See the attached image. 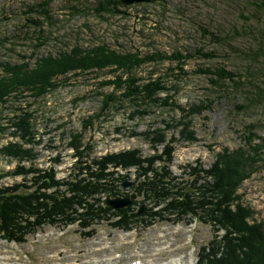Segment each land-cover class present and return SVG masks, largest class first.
Segmentation results:
<instances>
[{
	"label": "rangeland",
	"instance_id": "1",
	"mask_svg": "<svg viewBox=\"0 0 264 264\" xmlns=\"http://www.w3.org/2000/svg\"><path fill=\"white\" fill-rule=\"evenodd\" d=\"M114 1L119 0H0V77L6 66L27 64L34 69L42 58L104 48L119 57L145 59L131 73L116 66L76 71L58 77V87L41 98L28 92L10 98L0 105V128L5 129L0 132V151L11 142L33 148L36 158L22 165L33 166L37 175L53 167L56 180L64 183L70 176L74 179L76 162L98 168L95 159L137 150L144 168L167 164L176 182L184 185L194 179L191 166L207 170L218 154L245 151L254 172L236 190L237 203L252 215L249 224L264 228V0H151L132 5L120 0L126 16L107 10ZM221 71L231 73L233 80L216 84L214 74ZM131 76L138 85L160 80L165 91H159L156 103L137 107L123 98L125 87L103 86ZM112 94L123 102L103 108L105 96ZM143 110V116L135 113ZM23 114L32 116V144L12 136ZM187 125L195 141L181 138ZM157 132L165 133L166 141L156 148L151 140ZM172 139L167 159L162 151ZM154 155L162 156L154 160ZM17 167V161L0 152V174L10 175L0 181V189L30 185L33 174L26 182L24 176L12 175ZM136 171L137 166L108 165L105 174L116 181L118 192L103 195L104 202L137 194L144 179H137ZM47 190L66 191L62 185ZM155 208L154 201L139 196L127 207L112 209L131 210L129 216L137 211L141 220L127 231L114 228L111 223L118 218L110 215L89 228L78 223L66 228L47 225L24 243L0 238V262L163 264L185 257L186 264H197L216 230L201 214L175 220L170 215L155 217Z\"/></svg>",
	"mask_w": 264,
	"mask_h": 264
},
{
	"label": "trees",
	"instance_id": "2",
	"mask_svg": "<svg viewBox=\"0 0 264 264\" xmlns=\"http://www.w3.org/2000/svg\"><path fill=\"white\" fill-rule=\"evenodd\" d=\"M111 7L112 9H107L109 12L127 15L126 11L119 8L122 7L120 0L114 1ZM203 32L209 34L206 30ZM206 56L212 57V54ZM142 61L145 59H138V56L119 57L104 48L101 52L91 54L74 52L71 56L61 54L58 58H42L34 69L29 68L27 64L6 66L3 76L0 77V105L7 103L10 98L23 96L25 92L41 98L58 87L55 82L58 77L76 71H100L116 66L117 70L123 69L131 73ZM214 75L217 77L216 84L225 79L233 80L232 74L228 72L221 71ZM138 81L133 76L127 80L118 77L116 80L105 82L103 86L112 85L115 90L125 87L126 93L123 98L137 107L156 103V95L160 90L165 91L159 83L160 80L150 81L144 85H138ZM119 98L113 94L105 96L103 108L107 109L113 103L123 102ZM135 113L143 116L146 111H135ZM135 113L131 114L132 118ZM23 115L19 124H16V131L12 136L32 144L35 140V133L29 121L32 116ZM190 126L187 125L181 132V138L195 141L196 139L188 134ZM0 132H5V129L0 128ZM155 135L158 137L152 138V146L156 147V143L162 144L166 141L165 133L157 132ZM174 140L166 143L163 148L162 155L164 153L167 159L171 157ZM0 152L5 157L18 162L17 169L12 173L13 176H24L25 181L28 182L27 177L33 174L29 179L31 181L29 186L17 184L0 189V238L2 239L9 238L24 243L28 235L37 234L47 225L58 224L66 228L78 223L83 228H89L92 224L104 219L108 220L110 215L118 218L117 220L111 218L114 220L111 223L114 228L130 230L131 225L141 220L137 211L129 216L131 210L116 211L103 205L104 196L109 198V195L118 192L116 181L109 177L110 174L106 175L105 170L110 164L115 168L137 166V179L143 177L144 180L139 181L137 194L128 197L130 194L126 193L127 198L136 202L139 196H143L145 200L154 201L158 207L152 210L155 217L163 218L170 215L175 220H182L187 217L197 218L201 214L200 218L206 220L216 230L217 235L214 239L202 247L197 264H264V228L256 223L249 224L248 219L252 215L249 210L237 203L236 190L254 172L253 165L249 162V153L245 151L231 155L218 154L216 161L207 170L191 166L188 170L194 175V179L185 185L176 182L177 179L173 178L167 164L153 169L154 163H150L148 169L144 168L137 150L95 159L93 163L98 168L87 164L84 168L85 163L76 162L72 171L74 179H70V176L67 181H63L64 183L56 180L53 167L40 170L37 175L35 173L38 171L33 166L26 168L22 165L24 161L31 162L36 158L37 155L32 154L33 148L26 149L18 142H11L2 147ZM76 156H82V152L76 151ZM161 156L154 155L153 158L156 160ZM147 171H150L151 175H146ZM82 174H86L83 180L78 178ZM6 176L10 175L0 174V181ZM111 180L113 183L110 182ZM58 185H62L66 191L59 193L56 190L50 194L47 192V188L51 189ZM196 197L198 203L194 200ZM193 205H196L195 208L192 207ZM205 205L210 210H207ZM219 231L225 233L220 235Z\"/></svg>",
	"mask_w": 264,
	"mask_h": 264
},
{
	"label": "water",
	"instance_id": "3",
	"mask_svg": "<svg viewBox=\"0 0 264 264\" xmlns=\"http://www.w3.org/2000/svg\"><path fill=\"white\" fill-rule=\"evenodd\" d=\"M151 0H121L123 5H132V4H141V3H149ZM127 185V184H126ZM105 205L108 207H112L111 209H121L127 207L132 204V200L130 198H123V199H107L104 202Z\"/></svg>",
	"mask_w": 264,
	"mask_h": 264
},
{
	"label": "bare ground",
	"instance_id": "4",
	"mask_svg": "<svg viewBox=\"0 0 264 264\" xmlns=\"http://www.w3.org/2000/svg\"><path fill=\"white\" fill-rule=\"evenodd\" d=\"M184 260H185V257H175V258H172L168 262H164L163 264H186ZM0 264H5V262L3 263L0 262Z\"/></svg>",
	"mask_w": 264,
	"mask_h": 264
}]
</instances>
